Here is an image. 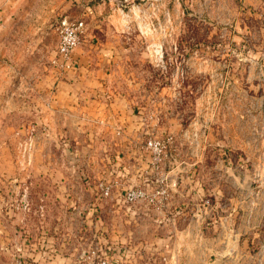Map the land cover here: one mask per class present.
I'll list each match as a JSON object with an SVG mask.
<instances>
[{"label": "rangeland", "instance_id": "374dc122", "mask_svg": "<svg viewBox=\"0 0 264 264\" xmlns=\"http://www.w3.org/2000/svg\"><path fill=\"white\" fill-rule=\"evenodd\" d=\"M64 17L110 60L132 130L51 115ZM168 137L170 161L201 158L217 217L197 264H264V0H0V264H146V205L122 197L146 188V142ZM101 182L118 185L104 198Z\"/></svg>", "mask_w": 264, "mask_h": 264}, {"label": "crops", "instance_id": "0c3cea01", "mask_svg": "<svg viewBox=\"0 0 264 264\" xmlns=\"http://www.w3.org/2000/svg\"><path fill=\"white\" fill-rule=\"evenodd\" d=\"M97 51L93 46L81 45L74 52L72 67L60 70L52 66L44 85V90H49L45 97L49 101L50 113L54 117H65L63 125L69 130L73 124L81 125L79 130H82L84 124L93 126V123L117 130L124 120L126 125L123 127L132 130L130 102L110 87V60L104 57L103 51L97 56ZM117 141L119 150L131 156L126 151L129 149L127 144L131 143ZM192 144L190 141L186 145L192 148ZM183 148L181 146L178 155L172 158L174 162L167 157L163 167L173 169L168 171L175 185L172 186L170 203L162 211L146 206V264H180L183 258L188 264H197L200 254L207 255L209 244L214 243L213 238L205 239L204 235L217 217L211 214L212 207L209 209L200 203L204 202L202 196L207 191L198 179L201 158L188 156ZM129 151L133 152L132 149ZM155 179L151 158H146V185L151 187ZM118 255L119 249L114 253L115 257Z\"/></svg>", "mask_w": 264, "mask_h": 264}, {"label": "built area", "instance_id": "2783aa9c", "mask_svg": "<svg viewBox=\"0 0 264 264\" xmlns=\"http://www.w3.org/2000/svg\"><path fill=\"white\" fill-rule=\"evenodd\" d=\"M87 30L84 19L72 20L64 17L56 24L55 32L58 36V46L56 55L52 60V64L55 67L60 70L72 67L74 52L81 45ZM173 143L172 137H168L165 140L151 138L146 142L144 149L150 154L151 167L156 173V179L151 187H148V185H146V188L142 185L126 187L122 199L127 207H138L144 204L156 211H162L170 203L172 184L169 174L165 172L163 167L168 155V149ZM113 184L118 185V182H101L99 184L101 197L110 196L114 187ZM94 255H96V252ZM100 264H108V262L103 258Z\"/></svg>", "mask_w": 264, "mask_h": 264}]
</instances>
